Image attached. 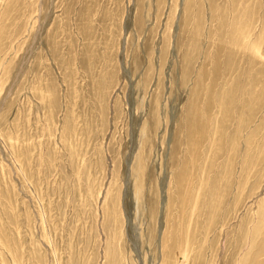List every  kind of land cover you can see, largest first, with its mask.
Segmentation results:
<instances>
[{"label":"rangeland","instance_id":"374dc122","mask_svg":"<svg viewBox=\"0 0 264 264\" xmlns=\"http://www.w3.org/2000/svg\"><path fill=\"white\" fill-rule=\"evenodd\" d=\"M0 264H264V0H0Z\"/></svg>","mask_w":264,"mask_h":264}]
</instances>
